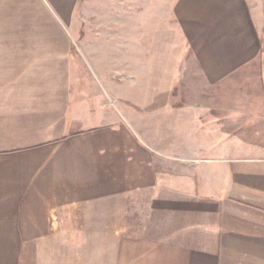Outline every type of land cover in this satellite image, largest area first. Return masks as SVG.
<instances>
[{
	"label": "crops",
	"instance_id": "obj_1",
	"mask_svg": "<svg viewBox=\"0 0 264 264\" xmlns=\"http://www.w3.org/2000/svg\"><path fill=\"white\" fill-rule=\"evenodd\" d=\"M88 1L75 37L80 0H0V264H264V0H147L201 90L146 121L98 113Z\"/></svg>",
	"mask_w": 264,
	"mask_h": 264
},
{
	"label": "rangeland",
	"instance_id": "obj_2",
	"mask_svg": "<svg viewBox=\"0 0 264 264\" xmlns=\"http://www.w3.org/2000/svg\"><path fill=\"white\" fill-rule=\"evenodd\" d=\"M121 1L120 4H108L107 20L104 21L108 34L110 30L117 32L116 42L114 38L111 41L109 37L104 41L107 56L113 61L117 57L116 61L121 60V63L117 66L101 67L94 61H89L87 65H81L80 72L86 73L88 78L96 79V84L92 85V88L99 95L95 103L98 109L101 106L98 113L123 114L129 119L134 112L139 113L140 118L146 121L148 110L153 109L152 107H155V112L151 110V114L164 115L166 111L161 107L170 103L163 100L164 95L198 92L201 86L189 84L190 79H193V74L190 76L191 70L188 63L191 61V53L184 37L174 28L175 22L157 20L158 15L156 19L149 20L147 0H135L134 3L131 2L132 0ZM88 2L87 0V3L83 4V0H80L75 14L76 19L70 26L74 36L78 30L99 28L100 21L92 16L96 6ZM114 12L122 13L121 22L119 19L115 20V17L118 18L119 15L118 13L115 15ZM261 13L264 14V7H261ZM120 30L122 33L119 37ZM120 42L121 55L119 54ZM79 44L81 45V42ZM115 44L117 52L111 54L110 50L114 49ZM184 47L187 50L186 56L182 51ZM111 101L114 104H111ZM186 108L188 109L185 111L186 117H188L191 111L190 107ZM186 108L173 110L183 111ZM253 134L248 131L238 136L242 139ZM255 138L250 144L246 143L245 147L254 144L262 137ZM245 151L251 152V148H245Z\"/></svg>",
	"mask_w": 264,
	"mask_h": 264
}]
</instances>
